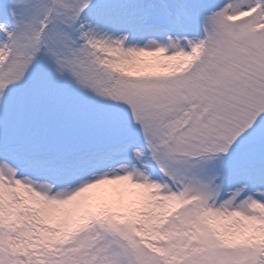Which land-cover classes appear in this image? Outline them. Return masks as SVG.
Segmentation results:
<instances>
[{
    "label": "snow or ice",
    "instance_id": "snow-or-ice-1",
    "mask_svg": "<svg viewBox=\"0 0 264 264\" xmlns=\"http://www.w3.org/2000/svg\"><path fill=\"white\" fill-rule=\"evenodd\" d=\"M0 264H264V0H0Z\"/></svg>",
    "mask_w": 264,
    "mask_h": 264
}]
</instances>
